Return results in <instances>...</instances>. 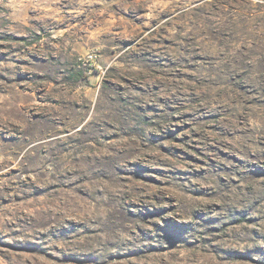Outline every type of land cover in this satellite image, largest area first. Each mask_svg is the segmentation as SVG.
Returning <instances> with one entry per match:
<instances>
[{
  "label": "rangeland",
  "instance_id": "1",
  "mask_svg": "<svg viewBox=\"0 0 264 264\" xmlns=\"http://www.w3.org/2000/svg\"><path fill=\"white\" fill-rule=\"evenodd\" d=\"M0 264H264V0H0Z\"/></svg>",
  "mask_w": 264,
  "mask_h": 264
},
{
  "label": "built area",
  "instance_id": "2",
  "mask_svg": "<svg viewBox=\"0 0 264 264\" xmlns=\"http://www.w3.org/2000/svg\"><path fill=\"white\" fill-rule=\"evenodd\" d=\"M85 57H86V60H87L88 63H90V62L93 61V59H94V56H93L92 53H88V54H86Z\"/></svg>",
  "mask_w": 264,
  "mask_h": 264
}]
</instances>
